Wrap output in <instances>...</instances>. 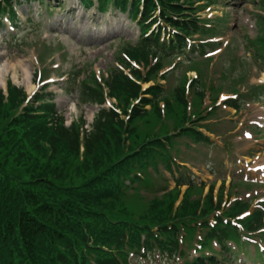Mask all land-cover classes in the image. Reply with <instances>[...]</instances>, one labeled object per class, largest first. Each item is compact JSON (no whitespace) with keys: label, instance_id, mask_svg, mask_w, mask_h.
<instances>
[{"label":"trees","instance_id":"obj_1","mask_svg":"<svg viewBox=\"0 0 264 264\" xmlns=\"http://www.w3.org/2000/svg\"><path fill=\"white\" fill-rule=\"evenodd\" d=\"M16 1L0 0V28L6 11L13 16L12 4ZM141 1L113 0L120 11H125L129 2L128 14L138 20L144 39L138 47H129L132 57L145 58L150 48L156 47L181 50L183 36L200 29L188 13L193 11L189 0H143L140 12ZM156 2L161 17L176 30L169 46L159 42L158 33L149 39L144 37ZM98 3L103 10L108 0ZM258 44L264 45V35ZM131 74L137 81H149L137 70H131ZM77 75L64 83L62 90L67 94L76 91L81 104L99 107L90 130L84 129L83 119L67 126L50 94L38 93L26 103L23 89L11 83H7L6 95L0 89V264H131L130 259L155 254L162 260L175 261L176 257L184 259V245L191 247L194 228L206 230L203 242L197 240L202 249L212 250L210 241L215 239L226 250V240H236L235 228L225 226L218 217L212 228L207 223L208 217L221 209L222 193L214 203L210 188L201 206L199 201L189 199L191 193L200 191L189 186L176 208L182 179L176 180L174 191L148 202L140 193L149 176L147 167L157 172L159 160L170 170L165 164V149L172 139L169 134L163 136L153 130L139 134L135 125L148 115L146 105L151 106L157 120L161 119L158 88L150 87L143 93L116 68L101 82L94 76L77 82ZM183 89V85L176 89L175 99L185 110ZM106 97L116 103L122 100L123 105L108 108ZM184 110L173 126L174 131L180 130L177 136L193 130L182 128ZM166 112H172L168 102ZM150 135L152 138H148ZM127 137L133 138L131 146L125 145ZM59 149L65 150V158L59 157ZM48 150L51 157L47 159ZM126 192L133 195L129 205L123 203ZM244 208L235 204L226 216H234ZM260 221L261 215H253L245 224L255 230ZM205 260L216 262L201 255L183 264H205Z\"/></svg>","mask_w":264,"mask_h":264},{"label":"rangeland","instance_id":"obj_2","mask_svg":"<svg viewBox=\"0 0 264 264\" xmlns=\"http://www.w3.org/2000/svg\"><path fill=\"white\" fill-rule=\"evenodd\" d=\"M214 2L220 4L212 5L209 8L202 5L198 7L200 11L198 15L209 25H215L211 29L215 35L210 41L221 44L219 59L215 56L212 60H200L197 63H192L186 62V53L178 55L182 56V61L174 55L168 58L153 55L150 66L156 64L160 71L155 70V74H150L149 77L152 79L150 84L162 86V93L158 95L159 107L162 109L161 119H156V115L153 109L150 110L151 106L149 105L145 107L148 115L136 121L135 125L139 134L153 130L156 134L167 132L171 137L177 136L173 126L176 117L181 115V110L184 108L178 103L176 104L175 92L183 84V88L188 86L187 91L183 89L185 105H187L184 112L193 108L189 111L190 116L199 111V109H195L196 106L202 105L207 109L217 105L219 109L213 117V120H216L215 124L206 130L207 134L212 137L221 136V138L212 140L213 146L207 145L205 140L197 139L192 132H184L183 136H179L180 138L170 139V143L165 149L166 165H170L172 170H175L174 165L177 166L179 162L184 163L188 167V170H181L185 180L191 176L192 181L197 184L200 181L208 185L215 180L216 184L213 187L215 193V188L219 186L221 180H224L228 186L227 183L232 179L234 182V180L240 179L239 176L245 175L238 167L239 160L236 159L242 160L244 157L247 161L261 160L256 163L264 164V129L253 133L254 136L251 140H246L242 135L244 130L241 128L242 124H246L243 119L252 122L258 121L264 125L263 49L258 46V51L253 50L248 43V40H255L264 35V0H214ZM15 9L18 18L14 25L15 28H10L5 20L6 28L0 30V88L4 90L6 82H10L32 96L39 90L43 80H52L48 83L46 92L54 93L53 100L56 110L63 114L65 123L68 125L71 121L83 119L84 128L90 130L92 119L99 107L81 104L76 91L69 94L63 93L60 86L66 80L67 74L72 80L78 74L77 82L85 80L88 76H95V74L101 79L105 78L106 73L114 67L115 61L122 62L119 58L124 51L129 53L131 51L129 47L142 42L139 26L135 22H131L126 14L111 10L110 6H107V10L109 9L107 13L98 14L95 10L85 11L76 0H44L40 4L37 1H20L16 4ZM257 13H261L262 16V20L259 22L258 17L255 16ZM220 18L222 21L219 20ZM207 35L201 37H211L210 33ZM79 37L81 38L79 39ZM197 38H199L198 34L192 36V39ZM210 41L207 39V42ZM201 42L204 43V41ZM227 42L230 47L229 49L227 47L223 52ZM196 43L200 44L197 41ZM216 46L214 45L213 48ZM217 48L214 49L217 50ZM214 49L204 48L207 52H214ZM151 52L158 54L157 51L151 50ZM190 53L192 51L188 53L189 56H192ZM39 56H41V60L38 59ZM19 61L27 67L31 90L25 83V77L17 64ZM175 61L180 62L177 65L178 69L173 71L172 66ZM210 62L212 63L210 64ZM199 67L203 71V75L199 76L201 78L199 83L206 86L209 82H214L216 86H220L211 92L213 96L211 102L205 97V94H198L196 91L197 81L193 80L195 73L186 74L187 71H190L189 68L197 69ZM142 70L145 71V69ZM38 71L43 74L40 81L35 75ZM189 78L191 81L187 82ZM146 86L144 85V87ZM236 89L240 93L246 92L245 96H247L245 100L240 101L239 114H234L231 108L224 107L222 103L224 99L232 96ZM167 102L168 106L172 108L171 113L166 112ZM116 104L121 106L123 101L116 103L113 100H108L106 106L110 107ZM250 130H254V128H250ZM148 138H152V136L150 135ZM131 141L133 142V138H128L125 145L131 146ZM45 154L47 159L51 157L50 150ZM58 155L61 158L67 156L63 149L58 150ZM76 161L74 160L72 163ZM156 162L160 164L159 173L151 171L150 168L148 171L147 167L149 176L145 180L146 187H140V193L145 192L144 196L147 199H144L147 202L158 196L161 193L160 189L164 188L166 192L174 191V184L163 163L159 160ZM73 167L74 165L71 168ZM233 187L235 188H229V196H227V200L231 198L232 202L239 199L245 200L251 205L253 199L247 198V196L252 194L255 197L253 200V206H255L256 199L264 196L263 191H255L253 187L249 189L236 185ZM192 189L193 191L198 190L195 185L192 186ZM129 193L126 192L123 198V203L127 205L133 200V195ZM204 195L205 190L201 195L194 192L191 193L189 199L199 201L202 206ZM177 204L178 202L175 203V206ZM252 210L253 207L249 212ZM262 219L264 221V216ZM190 248L192 247H184L186 254L184 260H190L194 256L193 253L190 254ZM233 249L235 248L233 247ZM253 253L252 246L246 247L238 254L230 253L228 255L229 262L225 264H242L243 262V264H253V261H250ZM244 258L246 260H243ZM137 260L140 263H132L182 264L183 262V259L175 262L170 259L160 262L155 256H151L145 262Z\"/></svg>","mask_w":264,"mask_h":264},{"label":"bare ground","instance_id":"obj_3","mask_svg":"<svg viewBox=\"0 0 264 264\" xmlns=\"http://www.w3.org/2000/svg\"><path fill=\"white\" fill-rule=\"evenodd\" d=\"M81 37H79L80 39ZM17 64L19 65V68L21 69L24 77H25V83L28 85V88L31 90L32 87L30 86L31 85V82H30V77H29V73H28V70H27V67L22 64V62H17Z\"/></svg>","mask_w":264,"mask_h":264}]
</instances>
